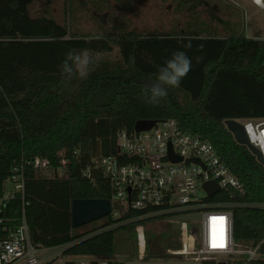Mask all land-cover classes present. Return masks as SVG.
Here are the masks:
<instances>
[{"label": "trees", "instance_id": "trees-1", "mask_svg": "<svg viewBox=\"0 0 264 264\" xmlns=\"http://www.w3.org/2000/svg\"><path fill=\"white\" fill-rule=\"evenodd\" d=\"M34 1L0 0V197L16 169H23L25 180L24 198L11 200L0 217L17 222L24 212L36 245L70 244L65 251L71 257L68 264L83 256L126 264L118 257L116 234L126 231L132 241L130 228L136 222L126 221L140 212L107 216L102 225L81 233L72 226V200L111 198L107 176L94 159L118 154L120 130L133 131L138 120L175 119L185 131L212 143L243 184L245 193L222 191L213 199L246 204L232 208L233 237L252 247L261 243L264 256V209L250 206L264 202V166L225 125L228 119L264 118V39L239 35L215 15L227 29L223 36L189 26L170 33L118 28L93 39L96 35L56 21L49 1L41 15L32 16L29 5ZM194 1L177 0L183 7ZM189 42L192 47L185 48ZM115 48L119 59L109 60ZM82 49L89 50L99 67L86 79H66L58 66L70 50ZM174 51L187 53L191 71L178 88L168 89L159 105L146 104L142 89ZM177 93L192 103L181 102ZM62 150L70 176L37 177L35 158H48L59 169ZM88 168L90 176L84 174ZM127 254L132 256L133 250ZM161 255L148 247V260ZM257 263L264 264V257Z\"/></svg>", "mask_w": 264, "mask_h": 264}, {"label": "built area", "instance_id": "built-area-1", "mask_svg": "<svg viewBox=\"0 0 264 264\" xmlns=\"http://www.w3.org/2000/svg\"><path fill=\"white\" fill-rule=\"evenodd\" d=\"M235 120L244 126L250 143L264 159V118ZM117 146V155L96 158L94 164L103 170L112 190L110 215L119 218L129 210L140 212L126 221L138 223L135 226L137 261L258 264L257 261L263 258L261 243L252 247L237 243L233 237L232 208L246 204L213 199L222 191L234 196L245 193V189L212 143L185 131L175 119H167L157 121L147 131L120 130ZM171 155L181 160L174 161ZM59 156V169L48 158L36 157L37 177L58 175L68 178L67 153L62 150ZM84 174L90 176V168ZM207 182L217 183L219 192L210 196L204 188ZM24 192L23 169H16L4 185L0 211L17 196L24 198ZM250 206L264 209V202L251 203ZM157 219L163 220L171 233L165 238L167 245L158 250L162 255L148 260L150 242L145 223ZM0 224L4 228L0 232V264H68L71 259L65 255L70 244L36 245L24 212L17 222L0 217ZM243 255L248 258L241 259ZM73 264H109V261L97 256H83L74 258Z\"/></svg>", "mask_w": 264, "mask_h": 264}, {"label": "rangeland", "instance_id": "rangeland-1", "mask_svg": "<svg viewBox=\"0 0 264 264\" xmlns=\"http://www.w3.org/2000/svg\"><path fill=\"white\" fill-rule=\"evenodd\" d=\"M48 1L49 13L56 21L68 23L74 31L83 34L104 35L118 28L143 33H170L189 26H202L201 30L206 34L223 36L227 29L214 28L219 25L212 17L215 15L225 19L227 23L225 25L233 27L234 32L239 35L264 39V10L262 12L250 10L247 13L245 6H237L233 0H195L193 5L187 7L178 5L177 0H36L29 5L30 14L34 17L41 15ZM214 2L220 3L219 8L223 11L213 10ZM247 7L254 8L250 4ZM228 11L231 16L227 18L225 12ZM107 58L119 59L118 49L115 48ZM177 95L181 102L186 100L187 104L192 103L183 94ZM105 222L106 220L101 219L95 223L96 225H85L78 231L84 233ZM145 225L150 242L148 247L151 246L155 252L160 251L162 246L167 245L165 238L169 236L171 229L160 219L148 220ZM130 229L132 234L135 233L132 241L127 240L129 233L126 231L122 230L116 234L118 257L124 259L126 263L138 260L135 227L134 230L132 227ZM126 248L127 251L133 250L134 254L132 256L127 254ZM240 258L247 259L248 256L243 255Z\"/></svg>", "mask_w": 264, "mask_h": 264}, {"label": "clouds", "instance_id": "clouds-1", "mask_svg": "<svg viewBox=\"0 0 264 264\" xmlns=\"http://www.w3.org/2000/svg\"><path fill=\"white\" fill-rule=\"evenodd\" d=\"M93 39H102V35H96ZM185 48L192 47L191 42L184 45ZM203 50V45L198 46ZM200 57H197L199 60ZM61 75L66 79H86L89 74L99 67V61L90 54L89 50L69 51L65 59L58 66ZM192 60L185 51H174L163 65L157 67L155 79L147 84L141 91V96L146 104L157 106L168 95L169 88H178L181 81L191 71Z\"/></svg>", "mask_w": 264, "mask_h": 264}, {"label": "water", "instance_id": "water-1", "mask_svg": "<svg viewBox=\"0 0 264 264\" xmlns=\"http://www.w3.org/2000/svg\"><path fill=\"white\" fill-rule=\"evenodd\" d=\"M157 120H138L135 123L134 130L141 132L150 130ZM227 129L233 134L235 140L246 146L250 152L256 156L257 160L264 165V159L261 152L253 146L246 134L244 126L236 121L235 119H228L225 121ZM171 158L174 161L181 160L171 155ZM205 190L210 196H213L215 193L219 192V186L215 182H207L204 184ZM71 212H72V226L73 228H80L87 224H90L94 221H99L112 213V202L110 199H74L71 203ZM126 264H179L172 262H158V261H149V262H140V261H130Z\"/></svg>", "mask_w": 264, "mask_h": 264}, {"label": "crops", "instance_id": "crops-1", "mask_svg": "<svg viewBox=\"0 0 264 264\" xmlns=\"http://www.w3.org/2000/svg\"><path fill=\"white\" fill-rule=\"evenodd\" d=\"M262 1V4L261 5H259V4H257L254 0H233V3L235 4V5H237V6H245L246 7V10L248 11H246L245 10V12H247V13H249V11L251 10V11H260V12H262L263 10H264V0H261ZM248 4H250L252 7H254L253 9H249L248 7H247V5ZM213 6V10H215L216 12H219L220 10H222L221 8H219V7H221L220 6V3H218V2H214V5H212ZM260 9V10H259ZM223 11V10H222ZM227 13V18L228 17H230L231 16V14L229 13V11L228 12H225V14ZM223 19V18H222ZM225 20V19H224ZM217 21V20H216ZM218 22V21H217ZM218 24L219 25H217V26H215L214 28H225V26H223L222 24H220L219 22H218ZM231 28H233V27H231Z\"/></svg>", "mask_w": 264, "mask_h": 264}, {"label": "bare ground", "instance_id": "bare-ground-1", "mask_svg": "<svg viewBox=\"0 0 264 264\" xmlns=\"http://www.w3.org/2000/svg\"><path fill=\"white\" fill-rule=\"evenodd\" d=\"M258 2H261V3H262V1H261V0H258Z\"/></svg>", "mask_w": 264, "mask_h": 264}]
</instances>
